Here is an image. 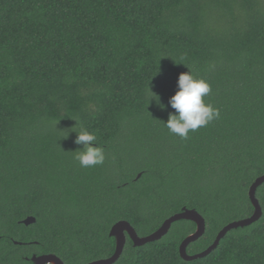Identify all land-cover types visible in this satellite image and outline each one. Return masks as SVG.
<instances>
[{"label":"trees","instance_id":"16d2710c","mask_svg":"<svg viewBox=\"0 0 264 264\" xmlns=\"http://www.w3.org/2000/svg\"><path fill=\"white\" fill-rule=\"evenodd\" d=\"M189 71L220 116L181 139L163 123ZM81 128L102 165L75 159ZM263 174L264 0H0V264L108 258L116 222L142 237L183 208L204 218L200 253L252 215ZM255 197L260 217L203 257L180 256L196 230L180 219L142 245L126 234L111 264H264V182Z\"/></svg>","mask_w":264,"mask_h":264},{"label":"clouds","instance_id":"9594fccd","mask_svg":"<svg viewBox=\"0 0 264 264\" xmlns=\"http://www.w3.org/2000/svg\"><path fill=\"white\" fill-rule=\"evenodd\" d=\"M210 91V84L203 78H195L191 71L179 74L177 90L168 100V105L175 112H170L167 121L163 123L168 131L181 139H187L189 132H194L218 119L219 110L204 101V97ZM151 93L154 97L151 100H155L159 105V97ZM160 107L164 106L160 105ZM75 133L74 143L83 146L76 151L75 156L80 166L90 168L102 165L106 158L105 149L96 143V135L84 128Z\"/></svg>","mask_w":264,"mask_h":264},{"label":"water","instance_id":"95a60500","mask_svg":"<svg viewBox=\"0 0 264 264\" xmlns=\"http://www.w3.org/2000/svg\"><path fill=\"white\" fill-rule=\"evenodd\" d=\"M264 182V174L257 177L250 185L248 189V196L249 199L254 207V211L252 215L249 217L239 219L236 221H232L228 224H226L216 235L213 243L209 245L204 251L200 253H196L193 255H189L186 252V246L190 241H193L197 237H199L203 231H204V218L194 209H186L183 208L180 212L174 213L173 215L166 218L161 226L152 232L149 235L146 236H138L135 232L134 228L124 220H120L116 222L110 229L109 234L115 238V250L114 253L108 257L103 259H97L94 261H90L86 264H111L113 263L118 256L120 255L124 242H125V235L127 234L131 240L133 241L134 245H142L147 242H151L154 240H158L161 238L169 229L171 223L174 221L180 220V219H187L191 220L196 224V230L194 233L188 235L184 238V240L181 242L179 246V253L180 256L185 260H191L196 259L205 256L208 254L211 250H213L216 245L218 244L219 240L226 234V232L232 228L236 227H244L247 226L253 222H255L261 215V207L258 203V200L255 197V191L256 188ZM34 221L32 217H27L23 220L25 224ZM32 260L34 261V264H63V262L55 255L53 254H43L40 256H32Z\"/></svg>","mask_w":264,"mask_h":264}]
</instances>
